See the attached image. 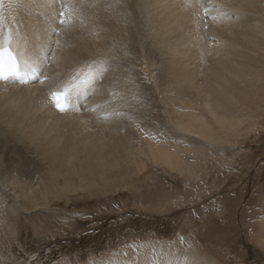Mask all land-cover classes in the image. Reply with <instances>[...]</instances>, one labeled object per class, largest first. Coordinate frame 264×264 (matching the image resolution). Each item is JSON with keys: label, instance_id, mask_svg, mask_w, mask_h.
Masks as SVG:
<instances>
[{"label": "bare ground", "instance_id": "obj_1", "mask_svg": "<svg viewBox=\"0 0 264 264\" xmlns=\"http://www.w3.org/2000/svg\"><path fill=\"white\" fill-rule=\"evenodd\" d=\"M67 3L76 11L70 13L71 22L66 27L55 26L60 33L57 45L51 29L55 14L61 10L59 3L0 2L4 29L10 28L14 39L21 41L20 47L12 45L13 52L22 58L24 66L32 64L41 71L38 79L27 84H16L11 79L0 81V121L3 117L16 121L13 128L19 127L17 131L46 151L50 161L71 172L62 176L54 173L44 184L45 192L63 193L68 186L89 189L96 187L98 180L108 185L112 180L125 181L143 170L146 161L184 173L181 152L185 148L180 141L195 138L199 141L196 147L217 148L218 131H233L242 121L253 118L259 105H263L264 0H211V4L209 0ZM204 7L212 8L208 16ZM146 31L154 34L155 50L164 58L160 66H167L165 79L173 93L171 100H162L166 102L162 110L166 122L173 130L172 134L164 130V139L154 137V131L147 132L149 125L134 118L131 106L139 96L136 91L140 82L131 79V91L126 90L127 82L121 76L125 68L131 76L138 67L145 81L156 84L159 80L154 73L161 67L152 68L155 56L148 59L141 41L140 57L133 50L138 44L136 36ZM93 58H106L110 69L94 89L75 97L74 105L79 111L60 113L50 102L49 92L61 90L75 69ZM41 77H47L44 83L39 81ZM260 223L257 240L264 256V216ZM152 246L125 264H220L197 248L164 259Z\"/></svg>", "mask_w": 264, "mask_h": 264}, {"label": "rangeland", "instance_id": "obj_2", "mask_svg": "<svg viewBox=\"0 0 264 264\" xmlns=\"http://www.w3.org/2000/svg\"><path fill=\"white\" fill-rule=\"evenodd\" d=\"M152 35L146 31L136 36L133 50L140 57L141 41L148 59L155 56L152 68L159 69L164 58L158 56ZM137 68L131 76L126 68L121 74L126 90L131 91V79L140 82L131 112L149 125L147 132L164 139V130L173 132L162 111L164 97H173L165 79L167 66L154 73L156 84L145 81ZM261 103L253 118L235 131L216 133L217 148L196 147L195 138L180 141L184 173L146 161L128 180L109 185L98 180L96 187L68 186L63 193L45 192L44 184L54 173L71 172L50 161L19 127L13 128L16 121L3 117L0 264H125L150 245L164 259L197 248L220 264H264L257 240L264 216V100ZM28 193L33 196L22 198Z\"/></svg>", "mask_w": 264, "mask_h": 264}, {"label": "snow or ice", "instance_id": "obj_3", "mask_svg": "<svg viewBox=\"0 0 264 264\" xmlns=\"http://www.w3.org/2000/svg\"><path fill=\"white\" fill-rule=\"evenodd\" d=\"M2 2V0H0ZM55 2L61 5V10L55 14L53 18L54 27L51 29L54 37H56V44H60L58 39L60 33L56 30L55 26L61 28L66 27L71 22L70 13H74L76 10L70 8L67 0H55ZM211 4V0H209ZM205 16H208L212 11L211 7L203 8ZM213 20L215 16L211 17ZM207 21H205V28H207ZM16 44L18 47L21 46L19 39H14L11 29H4L3 20L0 19V81H7L10 78H20L23 81V76L20 71L19 58L14 55L12 45ZM49 52L52 49L49 47ZM47 58V57H46ZM111 64L106 58H93L91 61L81 65L75 69L72 76L69 78V82L62 87L61 90H55L49 92V100L54 105L57 111L65 113L68 110L79 111V107L74 105L75 97L78 94H83L85 90L94 89L95 84L101 81L107 71L110 69ZM33 74L36 73L37 69L33 68ZM47 77L40 80L44 83ZM111 95V93H110ZM99 107V106H97ZM86 111H95V108L88 109ZM116 115H121L116 113ZM107 119V116L102 117Z\"/></svg>", "mask_w": 264, "mask_h": 264}]
</instances>
